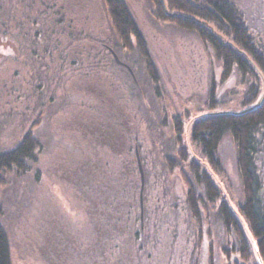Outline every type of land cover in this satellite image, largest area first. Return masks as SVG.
Masks as SVG:
<instances>
[{
	"label": "rangeland",
	"instance_id": "rangeland-1",
	"mask_svg": "<svg viewBox=\"0 0 264 264\" xmlns=\"http://www.w3.org/2000/svg\"><path fill=\"white\" fill-rule=\"evenodd\" d=\"M125 1L159 70V84L153 82L140 52L121 45L103 0H0V151L15 148L30 129L41 141L26 171L2 173L0 221L8 233L13 264H57L46 234L58 211L83 223L72 182L62 177L58 164L87 145V137L82 143L80 133L70 130L75 118H81V109L106 102L124 111L130 133L140 142L138 163L142 165L143 154L151 169L149 194L160 210L150 219L149 241H166V251L159 256L167 259L165 264H190L196 226L186 209L180 167L169 172L164 162V156L177 154L172 120L184 119L189 152L205 162L191 140L193 123L212 112L242 109L246 86L237 73L223 80L222 63L213 49L196 32L156 19L152 1ZM233 1L264 48V0ZM74 58L78 62L72 65ZM212 86L216 108L210 107ZM38 119L40 124L34 126ZM220 158L224 172L217 174L207 164L209 171L227 195L240 197L241 178L229 137L221 145ZM258 169L264 183V153L258 157ZM209 226L211 234L203 242L199 264H210L213 250L214 264L242 262L231 251L235 238L225 241L216 213Z\"/></svg>",
	"mask_w": 264,
	"mask_h": 264
},
{
	"label": "trees",
	"instance_id": "trees-1",
	"mask_svg": "<svg viewBox=\"0 0 264 264\" xmlns=\"http://www.w3.org/2000/svg\"><path fill=\"white\" fill-rule=\"evenodd\" d=\"M150 1L156 19L196 32L202 42L213 49L222 63L223 80L237 73L246 86L242 109L212 112L193 123L191 140L205 162L189 152L184 140V119L177 116L172 120V141L177 156H164V162L169 172L180 167L186 187V209L196 226V245L189 263L199 264L203 242L211 234L210 219L216 213L224 226L225 241L231 243L229 236L235 238L231 251L239 254L242 261L235 260V264H260L257 247L264 262V183L258 157L264 153V102L255 111L238 112L254 105L264 91V48L256 41L244 13L233 0ZM103 2L121 45L140 52L153 82L159 84V70L127 2ZM77 62L74 58L71 64ZM91 65L93 67V64L88 67ZM214 87L209 96L211 108L219 104ZM80 112L81 118H75L77 123L71 125L70 130L80 133L82 143L87 137V145L83 144L84 149L79 154L65 157V162L58 164V170L63 171L66 181L72 182L78 204H75L76 212H81L84 219L81 217L83 223L79 224L78 220L57 212L46 234L51 257L57 264L74 261L84 264H156L160 261L165 264L166 258L159 256L166 251V241H149L148 237L150 219L160 210L149 194L151 169L141 154L143 182L136 154L140 142L130 133L124 111L106 102L101 106L88 104ZM36 121L34 126L41 122ZM33 130H28L15 148L0 151V185L5 183L4 171L28 169V161L41 147L40 138ZM226 137L232 140L236 151L240 197L227 195L207 167L209 165L217 174L224 172L220 148ZM161 151L164 150L161 148ZM215 252H210V264H214ZM170 258L171 252L169 261ZM0 264H13L10 240L1 221Z\"/></svg>",
	"mask_w": 264,
	"mask_h": 264
},
{
	"label": "water",
	"instance_id": "water-1",
	"mask_svg": "<svg viewBox=\"0 0 264 264\" xmlns=\"http://www.w3.org/2000/svg\"><path fill=\"white\" fill-rule=\"evenodd\" d=\"M115 57H116V60L118 62H120V60H119V58L117 57L116 54H115ZM263 102H264V91L262 92L260 98L258 99V101L254 105H252V106H250V107H248V108H246V109H244L242 111H239L238 113L239 114H245V113H249V112L255 111L262 105ZM139 166H140V171H141V174H142V180L144 182L145 178H144L143 168H142L140 160H139ZM257 255H258V260H259L260 264H264V262L262 260V257L260 256L258 247H257Z\"/></svg>",
	"mask_w": 264,
	"mask_h": 264
},
{
	"label": "flooded vegetation",
	"instance_id": "flooded-vegetation-1",
	"mask_svg": "<svg viewBox=\"0 0 264 264\" xmlns=\"http://www.w3.org/2000/svg\"><path fill=\"white\" fill-rule=\"evenodd\" d=\"M0 38H1V35H0ZM2 38H3V36H2ZM2 38H1V39H2ZM2 42H3V41H2ZM110 50H111V49H110ZM111 52H112V51H111Z\"/></svg>",
	"mask_w": 264,
	"mask_h": 264
}]
</instances>
